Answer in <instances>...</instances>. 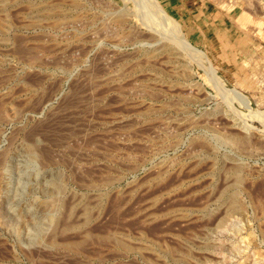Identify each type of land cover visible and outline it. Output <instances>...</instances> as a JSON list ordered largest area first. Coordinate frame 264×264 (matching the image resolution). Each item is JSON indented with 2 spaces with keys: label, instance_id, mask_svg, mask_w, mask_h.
Returning <instances> with one entry per match:
<instances>
[{
  "label": "rangeland",
  "instance_id": "rangeland-1",
  "mask_svg": "<svg viewBox=\"0 0 264 264\" xmlns=\"http://www.w3.org/2000/svg\"><path fill=\"white\" fill-rule=\"evenodd\" d=\"M205 1L223 53L158 0L200 65L145 0H0V264H264V0Z\"/></svg>",
  "mask_w": 264,
  "mask_h": 264
},
{
  "label": "crops",
  "instance_id": "crops-1",
  "mask_svg": "<svg viewBox=\"0 0 264 264\" xmlns=\"http://www.w3.org/2000/svg\"><path fill=\"white\" fill-rule=\"evenodd\" d=\"M164 7L177 18L181 19L187 29V35L196 45H210L217 47L220 53L224 45L220 43V35L229 41L237 40L238 31L231 25L229 16L216 10L205 0H160ZM220 45L222 48H220ZM226 46V45H225ZM231 48V47H230ZM216 49V48H214ZM224 51V50H223ZM221 60V59H220ZM227 57L221 60L223 67L231 70L233 67L227 62Z\"/></svg>",
  "mask_w": 264,
  "mask_h": 264
},
{
  "label": "bare ground",
  "instance_id": "bare-ground-1",
  "mask_svg": "<svg viewBox=\"0 0 264 264\" xmlns=\"http://www.w3.org/2000/svg\"><path fill=\"white\" fill-rule=\"evenodd\" d=\"M145 2L147 3V5H149L156 13L157 15H159V17L170 26L171 30L173 31L172 33H174L175 36V40L177 42V44L186 52L189 53V56L192 57H196L195 60H197V63H199L198 59H200L201 55H203L199 50H197L195 47H193L185 38L180 25L178 24V22L173 19L170 15H168L164 9L161 7V5L159 4L158 0H145ZM193 57V58H194ZM202 59V58H201ZM205 60V59H204ZM200 64V63H199ZM198 64V65H199ZM201 65V64H200ZM204 64H202L203 66ZM201 67V66H200ZM205 67V66H203ZM206 69V67H205ZM213 72V76H215V79H219L216 75V72L214 70H212ZM221 79V78H220Z\"/></svg>",
  "mask_w": 264,
  "mask_h": 264
},
{
  "label": "built area",
  "instance_id": "built-area-1",
  "mask_svg": "<svg viewBox=\"0 0 264 264\" xmlns=\"http://www.w3.org/2000/svg\"><path fill=\"white\" fill-rule=\"evenodd\" d=\"M228 4H231L233 0H225Z\"/></svg>",
  "mask_w": 264,
  "mask_h": 264
}]
</instances>
